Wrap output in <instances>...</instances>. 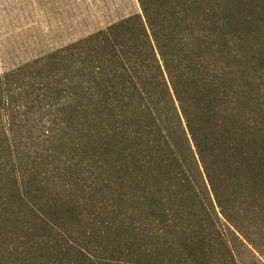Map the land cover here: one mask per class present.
Masks as SVG:
<instances>
[{
    "label": "trees",
    "instance_id": "1",
    "mask_svg": "<svg viewBox=\"0 0 264 264\" xmlns=\"http://www.w3.org/2000/svg\"><path fill=\"white\" fill-rule=\"evenodd\" d=\"M136 1L0 73V264H209L264 196V0Z\"/></svg>",
    "mask_w": 264,
    "mask_h": 264
},
{
    "label": "rangeland",
    "instance_id": "2",
    "mask_svg": "<svg viewBox=\"0 0 264 264\" xmlns=\"http://www.w3.org/2000/svg\"><path fill=\"white\" fill-rule=\"evenodd\" d=\"M138 10L136 0H0V73ZM241 190L229 218L213 216L209 264H264V196Z\"/></svg>",
    "mask_w": 264,
    "mask_h": 264
}]
</instances>
